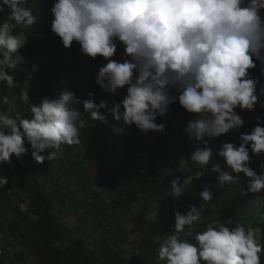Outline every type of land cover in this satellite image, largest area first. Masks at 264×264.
Listing matches in <instances>:
<instances>
[{
  "label": "clouds",
  "instance_id": "clouds-1",
  "mask_svg": "<svg viewBox=\"0 0 264 264\" xmlns=\"http://www.w3.org/2000/svg\"><path fill=\"white\" fill-rule=\"evenodd\" d=\"M27 5L28 0H0V13L7 9L6 21L0 23V82L8 88L18 87L9 70L25 63L20 52L27 37L15 30L30 28L37 19ZM51 12L52 32L35 31L31 36L39 43L61 38L65 48L76 41L82 54L105 58L108 62L99 68L96 83L112 94L127 86V94L108 109L105 100L96 103L94 93L81 101L65 90L56 99L32 103L31 118L18 119L10 116L5 96L10 111H0V165L11 164L13 156L22 159L29 151L25 141L39 164L55 160L62 145H79L81 103L94 121L106 123L111 115L119 126L116 136L119 131L129 135L140 130L143 136L153 132L150 139L144 136L148 142L155 132L163 134L170 127L174 112L169 121L157 122L176 103L180 112L171 125L181 123L180 114L194 116L184 131L202 146L192 152L190 161L205 167L214 150L206 138L239 129L243 119L237 108L252 111L259 99L264 107V80L249 72L257 61L264 64V0H55ZM118 42L125 46L127 58L122 62L111 59ZM259 75L264 78V66ZM22 99L29 101L27 91ZM240 141L239 145L223 142L217 150L223 163H213L211 170L219 174L215 189L238 182L241 173L247 178L253 202L245 214L250 215L255 201L260 200L261 206L264 200V172L250 167V150L253 155L264 154V120L257 117V124L250 133H242ZM188 165L182 157L179 167ZM260 167L264 169V164ZM170 183L172 196L181 198L185 181L176 176ZM7 184V176H0V186ZM199 195L202 202L213 200L207 186ZM174 215L171 234L159 245L157 264H261V228L214 227L218 222L213 221L196 233L193 243L187 237L192 236L194 222L202 219L201 210L189 205L186 214L177 210Z\"/></svg>",
  "mask_w": 264,
  "mask_h": 264
},
{
  "label": "trees",
  "instance_id": "trees-1",
  "mask_svg": "<svg viewBox=\"0 0 264 264\" xmlns=\"http://www.w3.org/2000/svg\"><path fill=\"white\" fill-rule=\"evenodd\" d=\"M54 2L28 0L36 22L30 28L19 26L15 30L27 37L20 52L25 63L9 70L18 82L17 88L0 82V111H4L3 98L7 96L13 118H31L32 103L39 104L45 97L56 99L65 90L81 101L88 99L89 92L94 93L96 103L105 100L108 109L127 94V86L112 94L96 83L99 68L108 62L105 58L82 54L76 41L65 48L61 38L39 43L31 36L35 31L52 32ZM6 18L7 9L0 13V23ZM124 53L125 46L118 42L111 59L122 62L127 58ZM256 64L249 72L263 81L259 74L264 64ZM25 91L30 96L28 102L22 99ZM261 103L259 99L252 111L236 109L243 119L239 129L219 138H206L214 150L205 167L190 161L192 152L202 146L190 141L184 131L194 116L180 114L181 123L171 125L180 112L176 103L157 122L169 121L174 112L170 127L163 134L155 132L151 142L140 130L129 135L119 131L116 136L119 126L111 115L106 123L94 121L81 103L79 145H62L63 151L55 160L39 164L25 141L29 151L22 159L13 156L11 164L0 165V176L8 179L7 185L0 186V264H30L29 256L35 258L34 264H157L159 245L171 234L175 211L186 214L189 205L197 206L202 217L194 222L192 236L187 237L193 243L196 233L206 230L213 221L218 222L214 227L224 224L230 229L246 223L249 215L244 214L253 202L247 193V178L241 173L238 182L224 190L215 189L219 174L211 170V165L223 163L217 155L223 142L239 145L240 135L252 131L257 117L264 120ZM101 111L107 113V109ZM250 156V167L258 174L264 172L260 167L264 154L253 155L250 150ZM182 157L189 160L185 168L179 167ZM176 176L181 183L185 181V193L179 199L170 190ZM205 186L213 194L212 201L202 202L199 193ZM258 213L251 227L264 230V200ZM260 259L264 264V251Z\"/></svg>",
  "mask_w": 264,
  "mask_h": 264
},
{
  "label": "rangeland",
  "instance_id": "rangeland-1",
  "mask_svg": "<svg viewBox=\"0 0 264 264\" xmlns=\"http://www.w3.org/2000/svg\"><path fill=\"white\" fill-rule=\"evenodd\" d=\"M258 92H259V91H258ZM3 106H4L5 111L8 113V112L10 111V109L6 106V104H3ZM83 128H84V127H83ZM83 128H82V129H83ZM84 130L93 133V130H92L91 128H89V127H85ZM152 135H153V132H149V133H147V134H144V136H145L147 139H150V137H151ZM82 146H83V145H80V146H77V147H80V148H81ZM218 184H219V183H218ZM262 192H264V191H262ZM262 192L260 193V195H262ZM259 208H260V200H256L255 203L252 205V209H251V213H250V215L247 217V218H248V221H247L246 223H243V221H242V223H243L245 226H249V225H251V224L254 223V221L257 219V217H258V215H259V213H258ZM246 216H247V215L244 214V217H246ZM67 217H69V216H67ZM67 220H68L69 222H71V219H70V218H67ZM262 243H263V240H262ZM28 260H29L30 264H34V262H35V258L32 257V256H29Z\"/></svg>",
  "mask_w": 264,
  "mask_h": 264
},
{
  "label": "bare ground",
  "instance_id": "bare-ground-1",
  "mask_svg": "<svg viewBox=\"0 0 264 264\" xmlns=\"http://www.w3.org/2000/svg\"><path fill=\"white\" fill-rule=\"evenodd\" d=\"M28 42V41H27ZM31 42H33V40L31 41ZM11 74V73H10ZM13 74V73H12ZM21 78V77H20ZM22 81V80H21ZM67 83V82H66ZM4 86V85H3ZM10 93V92H9ZM11 96V95H10ZM65 147V146H64ZM75 220V219H74ZM256 221V220H255ZM73 229V228H72ZM75 229V228H74ZM100 232V231H99ZM103 233V232H102Z\"/></svg>",
  "mask_w": 264,
  "mask_h": 264
}]
</instances>
